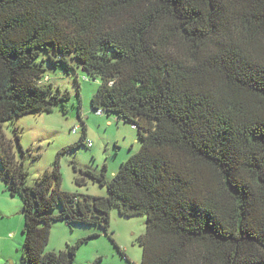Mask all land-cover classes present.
Wrapping results in <instances>:
<instances>
[{
	"label": "trees",
	"instance_id": "1",
	"mask_svg": "<svg viewBox=\"0 0 264 264\" xmlns=\"http://www.w3.org/2000/svg\"><path fill=\"white\" fill-rule=\"evenodd\" d=\"M46 62L98 81L95 114L138 132L110 180L73 164L106 197L63 191L57 166L29 186L4 138L5 122L66 111ZM0 180L22 202L27 264H74L89 237L46 252L51 222L106 233L113 207L146 217L140 264H264V0H0Z\"/></svg>",
	"mask_w": 264,
	"mask_h": 264
},
{
	"label": "rangeland",
	"instance_id": "2",
	"mask_svg": "<svg viewBox=\"0 0 264 264\" xmlns=\"http://www.w3.org/2000/svg\"><path fill=\"white\" fill-rule=\"evenodd\" d=\"M45 76L54 89L68 93L66 111L63 113L56 106L51 112H39L22 115L13 121L2 124L1 130L7 142L13 145L16 159H21L27 171L26 183L34 187L38 179L46 172L58 167L61 175L60 188L78 195L106 197L105 187L86 180L84 185L75 184V178L81 174L74 171L73 164L78 168L89 169L100 173L106 167V177L110 180L120 165L129 156L140 149L137 130L128 123L117 119L114 115L97 116L91 108V98L96 92L99 82L90 80L81 69L76 68L78 78L73 72L66 74L64 66L59 69L49 62L45 63ZM113 120L112 125L107 121ZM83 123L87 128L84 142H79ZM77 127L78 132L72 130ZM21 147L19 153L15 139ZM86 144H91L87 147ZM73 146V149H66ZM2 196V197H1ZM57 207L51 215H58ZM0 264H27L22 261V233L24 219L22 202L11 196L5 184L0 180ZM145 215L123 217L113 207L109 213L107 232L95 225H67L63 221L51 222L50 239L46 252H59L67 245H73L81 238H88L76 252L74 264H92L99 258V264H140L142 249L138 238L146 230ZM13 226L14 234L9 237ZM114 241V245L112 240ZM119 248V250L117 249Z\"/></svg>",
	"mask_w": 264,
	"mask_h": 264
},
{
	"label": "crops",
	"instance_id": "3",
	"mask_svg": "<svg viewBox=\"0 0 264 264\" xmlns=\"http://www.w3.org/2000/svg\"><path fill=\"white\" fill-rule=\"evenodd\" d=\"M107 123L108 124H111L112 125V123H113V120H112V118H111V120L109 119L108 121H107ZM87 129V128H86ZM87 132V131H86ZM86 135H87V133H86ZM2 197V196H1ZM0 214H2V213H0ZM10 230H11V232L10 233H8L9 235V237H11V234H14L15 232H14V229H13V226L10 228ZM0 240H4L3 239V237H1V235H0Z\"/></svg>",
	"mask_w": 264,
	"mask_h": 264
},
{
	"label": "built area",
	"instance_id": "4",
	"mask_svg": "<svg viewBox=\"0 0 264 264\" xmlns=\"http://www.w3.org/2000/svg\"><path fill=\"white\" fill-rule=\"evenodd\" d=\"M96 115H97V116H102L103 113H102L101 111H98V112L96 113ZM72 132H73V134H76V133L78 132L77 127H75V128L72 130ZM87 145H88V147H90L91 144H87Z\"/></svg>",
	"mask_w": 264,
	"mask_h": 264
}]
</instances>
